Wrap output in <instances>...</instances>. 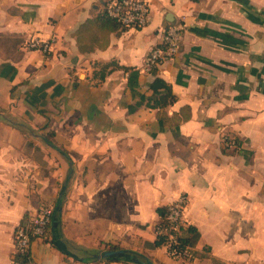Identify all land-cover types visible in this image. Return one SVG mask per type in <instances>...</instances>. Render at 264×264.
I'll return each instance as SVG.
<instances>
[{
  "label": "crops",
  "instance_id": "0c3cea01",
  "mask_svg": "<svg viewBox=\"0 0 264 264\" xmlns=\"http://www.w3.org/2000/svg\"><path fill=\"white\" fill-rule=\"evenodd\" d=\"M104 1L0 0V264L40 204L72 252L264 264V0H149L144 25L116 29L86 21ZM177 22L178 51L143 68ZM154 76L175 95L160 108L144 103ZM180 193L189 257L152 244L156 207ZM52 224L30 241L35 264H128L74 260L48 241Z\"/></svg>",
  "mask_w": 264,
  "mask_h": 264
},
{
  "label": "built area",
  "instance_id": "2783aa9c",
  "mask_svg": "<svg viewBox=\"0 0 264 264\" xmlns=\"http://www.w3.org/2000/svg\"><path fill=\"white\" fill-rule=\"evenodd\" d=\"M102 8L108 16L121 25L137 28L144 25L147 21L149 0H105ZM182 30L183 25L178 22L166 25L163 29L160 43L152 46L144 56L143 68L151 70L163 60L172 57L178 51ZM51 41V37L44 41L29 38L26 41V45L44 50ZM222 143L225 147H232L235 145V139L231 135H224L222 136ZM185 203V194H178L165 205L164 217L167 225L154 226L156 233L162 231L166 234L165 246H171L169 254L180 257L189 255L186 246L177 247L175 238L178 226L187 225L186 220L182 216ZM50 211L51 209L47 205H38L34 217L29 219L24 226H17L13 230L10 264H35L29 257V244L32 238L44 235L50 220Z\"/></svg>",
  "mask_w": 264,
  "mask_h": 264
},
{
  "label": "trees",
  "instance_id": "16d2710c",
  "mask_svg": "<svg viewBox=\"0 0 264 264\" xmlns=\"http://www.w3.org/2000/svg\"><path fill=\"white\" fill-rule=\"evenodd\" d=\"M88 22H96L98 25H104L105 28L107 29H116L118 27H124L121 25L119 22L114 20L112 17L108 16L104 10H102L99 14L94 16L93 18H90L86 20ZM117 66V64L113 61L106 62L103 64V66ZM148 87L151 90V95L146 97L145 99V105L148 107L152 108H160L163 107L167 104H170L174 101L175 95L172 93L170 90L169 84L163 80L159 76H154L151 81L149 82ZM13 125H18L17 123L10 122ZM48 143H51V141L48 139ZM64 154L66 153L64 150H62ZM156 212L158 214L159 220L155 224V227H160L167 225L166 219L164 217V212H165V206H158L156 207ZM50 221L53 223L51 228H50V236L48 241L54 245L56 248H58L61 252H63L65 255L71 256L74 260H95L94 253L95 250L92 249H86V248H79L72 252L68 246L66 245L65 240L58 234L57 232V213L55 209H51L50 211ZM48 223V224H49ZM26 224V215L24 214L22 216L21 221L14 227V229L17 226H24ZM49 226V225H47ZM13 229V230H14ZM47 229V227H46ZM165 233L160 231V232H155V237L153 239L152 244L154 246H158L161 244L165 245ZM197 232L196 229L193 225H185V226H178V229L175 234V238L177 241V247H183L186 246L188 242H190L193 238H196ZM166 251L169 253L170 250V245H166ZM106 248H119L116 245H108ZM122 249V253L120 255H116L110 258H107L109 260H122L126 261L128 264L132 262H142L143 264H146V258L139 253H137L134 250H128V249ZM189 255L192 253L189 251Z\"/></svg>",
  "mask_w": 264,
  "mask_h": 264
},
{
  "label": "water",
  "instance_id": "95a60500",
  "mask_svg": "<svg viewBox=\"0 0 264 264\" xmlns=\"http://www.w3.org/2000/svg\"><path fill=\"white\" fill-rule=\"evenodd\" d=\"M122 253L121 248H106L103 250H100L99 252H95L93 255L95 258H110L116 255H120ZM146 264H153L151 261L147 260Z\"/></svg>",
  "mask_w": 264,
  "mask_h": 264
}]
</instances>
